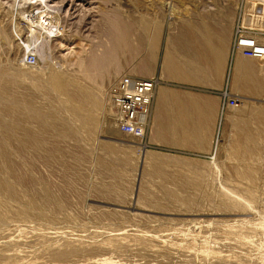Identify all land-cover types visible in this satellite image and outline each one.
Here are the masks:
<instances>
[{
  "label": "rangeland",
  "instance_id": "374dc122",
  "mask_svg": "<svg viewBox=\"0 0 264 264\" xmlns=\"http://www.w3.org/2000/svg\"><path fill=\"white\" fill-rule=\"evenodd\" d=\"M183 1L0 0V264H264V163H181L117 128L110 86Z\"/></svg>",
  "mask_w": 264,
  "mask_h": 264
},
{
  "label": "crops",
  "instance_id": "0c3cea01",
  "mask_svg": "<svg viewBox=\"0 0 264 264\" xmlns=\"http://www.w3.org/2000/svg\"><path fill=\"white\" fill-rule=\"evenodd\" d=\"M179 4L160 17V50L130 69L157 79L145 149L174 152L181 163H264V59L233 52L241 16L255 22L264 5L253 14L242 0ZM225 93L239 105L223 112Z\"/></svg>",
  "mask_w": 264,
  "mask_h": 264
},
{
  "label": "built area",
  "instance_id": "2783aa9c",
  "mask_svg": "<svg viewBox=\"0 0 264 264\" xmlns=\"http://www.w3.org/2000/svg\"><path fill=\"white\" fill-rule=\"evenodd\" d=\"M264 3V0H249ZM264 33L249 31L241 22L237 25L233 52L246 58L264 59ZM34 61V60H33ZM157 81L123 76L109 88L108 96L116 111L117 128L121 134L136 139H145L155 98ZM229 106H238L237 100H228L229 94L223 95Z\"/></svg>",
  "mask_w": 264,
  "mask_h": 264
},
{
  "label": "bare ground",
  "instance_id": "6f19581e",
  "mask_svg": "<svg viewBox=\"0 0 264 264\" xmlns=\"http://www.w3.org/2000/svg\"><path fill=\"white\" fill-rule=\"evenodd\" d=\"M57 79V78H56ZM64 79V78H63ZM62 79V80H63ZM53 83V82H52ZM67 85V84H66ZM54 87L58 90V91H61L62 94H65L66 96H68V91H67V88L65 87V82L62 83V82H59L57 80L54 81ZM2 91V90H1ZM74 97V96H73ZM151 121H149L150 123ZM119 130V129H118ZM121 133V132H120ZM141 145V144H140Z\"/></svg>",
  "mask_w": 264,
  "mask_h": 264
},
{
  "label": "water",
  "instance_id": "95a60500",
  "mask_svg": "<svg viewBox=\"0 0 264 264\" xmlns=\"http://www.w3.org/2000/svg\"><path fill=\"white\" fill-rule=\"evenodd\" d=\"M132 211H135V209H133Z\"/></svg>",
  "mask_w": 264,
  "mask_h": 264
}]
</instances>
